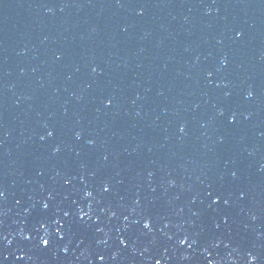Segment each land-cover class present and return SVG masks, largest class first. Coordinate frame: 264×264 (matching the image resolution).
<instances>
[{
    "label": "water",
    "instance_id": "water-1",
    "mask_svg": "<svg viewBox=\"0 0 264 264\" xmlns=\"http://www.w3.org/2000/svg\"><path fill=\"white\" fill-rule=\"evenodd\" d=\"M263 237L264 0H0V264Z\"/></svg>",
    "mask_w": 264,
    "mask_h": 264
},
{
    "label": "snow or ice",
    "instance_id": "snow-or-ice-1",
    "mask_svg": "<svg viewBox=\"0 0 264 264\" xmlns=\"http://www.w3.org/2000/svg\"><path fill=\"white\" fill-rule=\"evenodd\" d=\"M251 95V94H250ZM49 135H51V133H49ZM104 191H108L107 187H105ZM144 227L145 228H148L149 227V224L148 222L146 221L145 224H144ZM42 243H47L46 241H42ZM181 243H184V241L182 240ZM102 259V258H101ZM157 264H159V261H157Z\"/></svg>",
    "mask_w": 264,
    "mask_h": 264
},
{
    "label": "clouds",
    "instance_id": "clouds-1",
    "mask_svg": "<svg viewBox=\"0 0 264 264\" xmlns=\"http://www.w3.org/2000/svg\"><path fill=\"white\" fill-rule=\"evenodd\" d=\"M251 93H249V95H250ZM252 259H254V257H250V260H252Z\"/></svg>",
    "mask_w": 264,
    "mask_h": 264
}]
</instances>
